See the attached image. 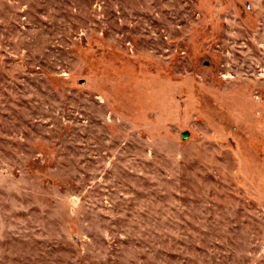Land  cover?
Wrapping results in <instances>:
<instances>
[{
	"label": "rangeland",
	"instance_id": "1",
	"mask_svg": "<svg viewBox=\"0 0 264 264\" xmlns=\"http://www.w3.org/2000/svg\"><path fill=\"white\" fill-rule=\"evenodd\" d=\"M0 264H264V0H0Z\"/></svg>",
	"mask_w": 264,
	"mask_h": 264
}]
</instances>
